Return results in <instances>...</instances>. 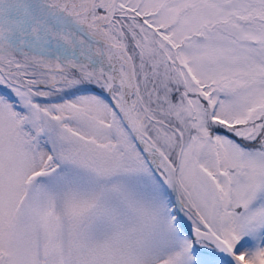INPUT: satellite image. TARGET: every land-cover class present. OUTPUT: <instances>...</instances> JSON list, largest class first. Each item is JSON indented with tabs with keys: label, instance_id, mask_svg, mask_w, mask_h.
<instances>
[{
	"label": "snow or ice",
	"instance_id": "1",
	"mask_svg": "<svg viewBox=\"0 0 264 264\" xmlns=\"http://www.w3.org/2000/svg\"><path fill=\"white\" fill-rule=\"evenodd\" d=\"M0 264H264V0H0Z\"/></svg>",
	"mask_w": 264,
	"mask_h": 264
}]
</instances>
